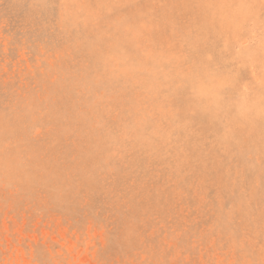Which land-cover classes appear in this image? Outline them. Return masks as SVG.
<instances>
[{
	"label": "clouds",
	"instance_id": "9594fccd",
	"mask_svg": "<svg viewBox=\"0 0 264 264\" xmlns=\"http://www.w3.org/2000/svg\"><path fill=\"white\" fill-rule=\"evenodd\" d=\"M13 27L53 85L22 131L71 152L6 226L36 169L0 129V264H264V0H0V55Z\"/></svg>",
	"mask_w": 264,
	"mask_h": 264
},
{
	"label": "rangeland",
	"instance_id": "374dc122",
	"mask_svg": "<svg viewBox=\"0 0 264 264\" xmlns=\"http://www.w3.org/2000/svg\"><path fill=\"white\" fill-rule=\"evenodd\" d=\"M8 34L12 36L8 50L0 55V129L16 134L21 150L35 158L36 171L15 196L4 194L7 214L2 219L6 226L27 230L34 223L36 211L43 210L45 217L51 211L47 204L49 182L66 166L71 148L67 145L50 148L48 139L38 134L39 128L37 135L22 131L23 116L32 97L52 91L53 85L49 74L36 67L37 52L20 56L16 47L20 41L17 29H9Z\"/></svg>",
	"mask_w": 264,
	"mask_h": 264
}]
</instances>
